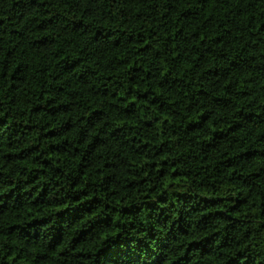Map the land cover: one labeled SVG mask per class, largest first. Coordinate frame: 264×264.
<instances>
[{
    "label": "trees",
    "instance_id": "16d2710c",
    "mask_svg": "<svg viewBox=\"0 0 264 264\" xmlns=\"http://www.w3.org/2000/svg\"><path fill=\"white\" fill-rule=\"evenodd\" d=\"M102 3L115 13L117 0ZM123 3L133 18L93 33L84 26L103 11L89 0H0V264H264V0ZM101 28L121 35L90 55ZM150 41L171 49L173 67L162 58V82L129 76L138 94H121L114 77L138 70ZM193 69L207 85L195 96L211 106L166 132L178 103L169 93ZM149 107L143 128L159 129L155 139H130L152 156L92 158L108 143L110 111L123 109L104 120L120 139ZM62 186L71 194L52 196ZM241 225L250 227L241 234Z\"/></svg>",
    "mask_w": 264,
    "mask_h": 264
},
{
    "label": "clouds",
    "instance_id": "9594fccd",
    "mask_svg": "<svg viewBox=\"0 0 264 264\" xmlns=\"http://www.w3.org/2000/svg\"><path fill=\"white\" fill-rule=\"evenodd\" d=\"M165 2H171V0H161V7H163V4ZM117 5L115 7V13H113L110 10H107V6L106 4L102 3V0H89V10L92 11L93 8H97V9H101L103 11V16L100 15L99 11H96L94 14V18L91 19V22L84 26L86 31H91L93 33H95L96 31V26L99 24H102L104 22V20L108 21V28H111V22L112 20L117 21V27H120L122 23H124L125 21H129L130 18H133V12L130 9V7H128L127 5H125L123 3V0H117ZM75 7L77 8V10H79V3H77L75 5ZM120 7L124 8V13L126 15H122L120 12ZM240 7L244 10V11H248L249 8L255 9L256 5L252 4L249 5L248 7H245L243 4L240 5ZM262 13H264V3L261 4L260 9H259ZM143 11V10H142ZM253 16H255V11H253ZM232 27L234 30L239 31V32H246L247 31V26H244L243 28L240 27L239 25V21H232ZM126 31L123 34L124 36H127L128 32H129V27L126 24ZM141 31H143L144 29H140ZM117 35H121L119 33H112L111 35H109L107 28H101L99 35H97L95 37V41L96 43L94 45H89L88 48H86V51L92 55L95 53V51L100 47V46H106V45H110L111 42L115 39V37ZM132 35L135 36V32H132ZM146 37H142V39H144ZM243 38V36H241V39ZM150 43H152V47L150 48V50H148L145 53V56L143 58L142 61L138 62V70L136 71H132L129 72L127 69H124L122 71H120L118 76H115L114 79L119 80L121 82L122 85V92L121 94H123V92H129V84L131 83L128 80L129 76H133L136 80V82L141 83L143 78L145 76L150 78V86L153 83H159L162 82L165 77H163L161 75L162 70H164V65L161 64V59L165 58L168 61V68H172L174 65V61L172 60L171 55L169 54L171 49H168L167 51L165 50V47L160 44V43H153L152 41H150ZM251 46V45H249ZM187 47L191 48V45H187ZM132 51L134 52L135 49L133 48ZM181 51L183 52V48L181 49ZM124 61H119L116 62L115 64L111 65L114 68L118 67L119 63H123ZM144 62H146L148 64V70L147 72H144ZM211 66V65H209ZM100 67H103L102 65ZM169 75H172V73L170 72ZM199 78V72L196 69H193V73L191 76H187L185 77V81L182 82L179 86V89H177L176 87L173 88V90L169 93V95L175 96V98L177 99L178 103L176 105L167 107V110L171 113L172 109L175 108V115L172 116V120H173V124L171 126L165 125V131L167 132L169 127L175 128L176 125H183V122L186 118H188L189 116H191V118L193 120H195V115H193L194 112H198L201 108V104H204L206 107L211 106L210 105V100L211 97H205V98H200V97H196L195 96V87H207V85L201 83L200 85H196V79ZM103 79V78H101ZM106 86H112L111 82H108V85ZM183 88H187L189 96L192 99V105L191 107H189V105L184 104V100H185V96L183 94V92L180 89ZM119 90V89H117ZM130 95L133 94H138V93H131L129 92ZM138 106H140L142 104V102L138 101ZM123 109H116V110H112L109 112V116L105 117L104 120H112V119H118V113H122ZM154 115V113L151 110V107H149L148 111L146 114H141L139 111V108L137 109V111L135 112L134 116L131 118L133 120V122L138 123L140 126L139 127H133V128H129L127 126V124H125L121 129L120 132L118 133V136L120 137V139H116L114 137H112L110 135V133L112 132V129L117 127L116 124L113 123H104V120H101V125L105 128L104 131V136L107 138L108 143L103 145L99 151L94 150L93 151V159L99 157L100 158V162H103V158L105 153H107L108 158H111L113 153L119 152L122 154V156L124 157H132L134 159H136L137 161H139L140 156L143 155H148V156H152V153L154 151V149L151 148V146H149V148L147 150H145L144 148H142L139 144V142L135 143L133 145L132 141H131V137L134 135H150L153 139H155L156 137V133L159 131V129L153 128L151 130L149 129H144L143 128V120L145 119H152V116ZM93 131L95 132L96 129H93ZM180 133H183V127L177 129V134L179 136ZM203 133H192L191 136L195 137L196 135H202ZM170 135V133H169ZM177 137H173V139L178 138ZM87 139H91V137H87ZM188 137L185 136V140H187ZM195 145V141L194 139L192 140V145L190 146H194ZM154 158V157H153ZM117 163H121L120 158L117 157L116 158ZM211 162V161H210ZM128 167V165L126 163H122L121 167L119 169L121 176L124 173V169ZM153 176L156 175L155 172H153L152 174ZM153 183H156L155 180H153ZM71 194L70 193V188H67L65 186H62V190L60 191H53L52 196H60V197H64L65 194ZM140 217L137 216L136 220L134 221L135 223L139 222ZM142 226V225H141ZM248 227L250 226H245V225H241L239 226V233H243V231H245ZM260 238L262 240H264V230H261L260 233ZM261 249H264V244L260 245ZM176 248L173 246L172 247V252L175 253ZM261 259H264V251H262L261 253Z\"/></svg>",
    "mask_w": 264,
    "mask_h": 264
}]
</instances>
